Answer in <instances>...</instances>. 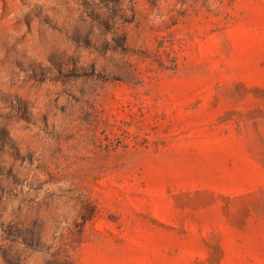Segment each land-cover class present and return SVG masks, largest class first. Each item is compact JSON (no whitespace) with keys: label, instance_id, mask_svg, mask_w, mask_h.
Wrapping results in <instances>:
<instances>
[{"label":"rangeland","instance_id":"rangeland-1","mask_svg":"<svg viewBox=\"0 0 264 264\" xmlns=\"http://www.w3.org/2000/svg\"><path fill=\"white\" fill-rule=\"evenodd\" d=\"M0 264H264V0H0Z\"/></svg>","mask_w":264,"mask_h":264}]
</instances>
